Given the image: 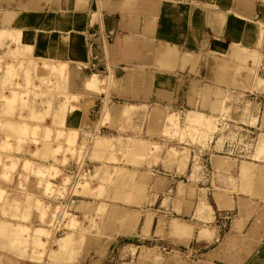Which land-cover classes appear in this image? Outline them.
I'll return each instance as SVG.
<instances>
[{
    "label": "crops",
    "instance_id": "0c3cea01",
    "mask_svg": "<svg viewBox=\"0 0 264 264\" xmlns=\"http://www.w3.org/2000/svg\"><path fill=\"white\" fill-rule=\"evenodd\" d=\"M263 44L264 0H0V58L4 57L0 60V162L8 167L17 165V159L24 158L21 150L34 149L32 144H16L15 159L5 158L11 156L5 130L9 126L19 130L26 128L24 125L30 129L34 126L24 116L45 118L50 124L54 118L52 129L64 132L65 141L69 132L76 130L75 144L83 137L88 139L87 133L96 132L98 127L112 140L143 136L141 141L147 143L152 138L146 133L150 124L141 123L140 116L133 123L116 122L114 126L104 118L116 112L129 115L136 109L143 116L154 110L167 115L168 110L183 107L192 113L190 120L206 121L209 118L203 114L216 115L219 110L214 139L207 148L190 154L184 176L197 185L196 198L191 188L184 190L169 174L165 198L156 192L166 185L165 181L157 184L150 179L153 190L149 188L152 203L148 205L160 203L156 210L167 218L173 216L160 219L158 229L190 237L187 247L192 254L200 252L207 258L223 239L230 245L235 237L246 236L260 245L255 258L261 259L258 264H264V164L257 163L258 135L255 137L257 130L260 138L264 136V95L240 90L236 85L248 79L247 72L238 76L236 59H246ZM60 63L62 70L51 71V65L59 68ZM44 69L64 74L50 76ZM93 76L96 83L89 87L86 82ZM46 78L53 91L64 83L65 97L59 92L35 96L38 92L33 91L34 85ZM113 100L129 103L120 105L111 103ZM167 119L174 121L171 114ZM65 141L63 146L67 147ZM132 143L139 147L141 142ZM57 146L39 149V157L27 154L26 158L45 164L48 161L42 156H53L50 160L57 158L55 167L63 175L93 170V176L101 166L92 165L97 161L89 158L81 168L72 159L63 164L67 157L52 152ZM259 154L263 158L264 148ZM217 155L233 161L224 166V161L216 158L213 164ZM61 173L56 182H60ZM20 176L16 174L13 183L0 178L1 188L21 192L17 181L28 175ZM238 179L247 185H236ZM33 189L37 191L30 194L56 206L55 197ZM72 201L80 199L72 197L68 202ZM25 209L22 204L21 211ZM234 209L237 214L231 219ZM4 212L8 215L2 223L0 214L4 231L9 226H24L22 219L12 217L21 216L20 212L9 207ZM126 212L132 218L126 232L141 226L148 233L158 218V214H146V210L141 213L134 207ZM119 213L116 211V215H122ZM78 216L84 217L85 212L80 211ZM206 220L209 224L204 223ZM13 242L12 235L0 236V264H48L46 258H30V252L22 247L14 249Z\"/></svg>",
    "mask_w": 264,
    "mask_h": 264
},
{
    "label": "rangeland",
    "instance_id": "374dc122",
    "mask_svg": "<svg viewBox=\"0 0 264 264\" xmlns=\"http://www.w3.org/2000/svg\"><path fill=\"white\" fill-rule=\"evenodd\" d=\"M3 34L6 35V32ZM10 38L15 41L14 36ZM251 53L246 59H236L238 76L244 75L245 72L248 75L246 82L241 81L236 85L240 90H256L259 94L264 95V80L261 82V79L264 78V44ZM17 55L24 54L18 52ZM2 59L4 57L0 58V60ZM43 62L48 63L46 60ZM59 65V68L51 65V71L62 70L63 64ZM44 72L50 76L58 74L63 77L64 74L59 71L52 73L45 69ZM37 73L36 70L35 74ZM94 78V76L89 78L86 85L93 87L96 83ZM47 79H41L37 85H34L33 91L38 92L35 96L44 97L48 92H59L61 96L66 95L63 88L64 83H60L61 88L53 91ZM251 81H253L252 85H250ZM126 101L113 100L111 103L124 105L129 103ZM42 104H45L44 99ZM146 108L148 109V106ZM137 110L132 111L129 115L121 112L111 113L106 115L104 120L114 126L116 122L133 123L134 118L140 116L141 123L150 124L146 133L152 138L146 140L147 143L143 142L144 140L141 141L143 136L138 138L125 136L112 140L107 137V132L98 127L96 132L87 133L88 139L83 137L80 142L75 144L77 131L69 132L65 141L64 132L52 129V125L55 123L54 118L53 124H50L45 118L30 119L24 116L23 118L28 120L27 122L30 120L34 122L35 128L32 126L30 129L28 125H24L23 127L26 128L19 130L9 126L4 133L6 142H8L6 148L10 151L11 156H6V159H15L16 144H29V147L32 144L34 149L28 148L27 152L24 149L21 150L23 152L21 156L24 155V158H21L20 161L17 159L19 163L17 165L12 164L11 167H8L4 161L0 162V178H4L8 183H13V178L18 173L21 175L20 178L23 174L28 175L27 179L17 181L16 186L20 188L21 192L8 191L7 188L0 186L2 223L6 219L4 217H8L4 212L6 207L20 212L21 216L12 217L24 221V226H9L5 231L0 226V236H14L12 243L14 249L22 247L24 251L30 252V258L35 260L46 258L48 264H199L201 261L203 262L201 264H258L261 259L255 258V255L258 254L255 251L260 245L247 240L246 236L235 237L230 245L225 242L226 238L223 239L224 242L217 243L213 247L215 248L213 254L207 258L201 256L200 252L192 254L190 248L187 247L190 237H186L183 235L184 233L158 229L160 219L168 220L173 216L167 218L164 213L158 212L156 209L160 208V203L148 205L150 202L149 188L150 191L153 190L152 183L149 182L150 179L153 178L154 183L156 181L157 184L162 181L164 183L169 174L173 175L181 186H184V190L187 186L191 188L194 192L193 197L196 198L197 185L188 182L184 176H186L190 164V154H196L202 148H207L214 139L219 110L216 115L203 114L209 118L206 121L190 120L189 115L192 113L183 107L168 110L167 115L154 110L150 115L147 111L143 116V113H139ZM170 114L174 117L173 122L167 119ZM155 115L156 117H154ZM261 121L264 127V108ZM257 135L256 148L258 147L257 152L260 158V162L257 163L264 164V156L262 158L259 154L260 149L264 148V136L262 135L260 138V130H257L255 137ZM134 140L141 142L139 147L133 146L132 141ZM64 141L67 143V147L63 146L65 145ZM54 144L58 146L56 150L52 151L53 154L69 157L64 159L63 164L72 159L76 163L78 162L79 168H81L84 160L89 158V160L97 161L92 165L101 166L96 169L93 176V170L88 174L82 171L79 174L70 172L69 175L67 173L63 175L55 167L57 158L55 161L50 160L53 156H42V159L48 161L44 162L45 164L27 160V154L39 157V149L52 148ZM216 158L224 161V166L228 164V161H233L228 157L217 155L213 156V164ZM22 160L24 162L20 168ZM5 171H8L9 175H5ZM60 173L63 176L59 177L60 182H56ZM167 183L156 191L159 193L158 195L161 193V198L168 196V194L166 195ZM237 184L247 185L242 179H238ZM33 187L42 190L44 195L46 194L45 196L49 198L55 197L57 199L56 206L46 205L44 200H41L35 193L30 194L37 191ZM56 193L60 195V198L55 195ZM243 195L246 197V194ZM72 197L80 199V201L69 203L68 201ZM17 199L19 203H16ZM22 204L26 207L23 212L21 211ZM247 204H251V202L248 201ZM132 207L139 209L141 213L146 210V214L150 212H153V215L158 214V218L148 233L143 232L141 226L134 229L133 232H126L130 230L128 228H131L132 221L130 212L126 211ZM74 209L78 212H75ZM249 210H252V206ZM80 211L85 212L84 217L78 216ZM116 211L121 212L122 215H116ZM236 214L237 211L234 209L231 219ZM204 223L209 224L207 220ZM120 230L123 232H119ZM263 247L264 243L261 248Z\"/></svg>",
    "mask_w": 264,
    "mask_h": 264
}]
</instances>
